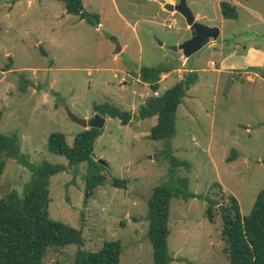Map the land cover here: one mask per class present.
<instances>
[{
  "label": "rangeland",
  "instance_id": "1",
  "mask_svg": "<svg viewBox=\"0 0 264 264\" xmlns=\"http://www.w3.org/2000/svg\"><path fill=\"white\" fill-rule=\"evenodd\" d=\"M184 1L197 22L220 30L189 57L171 50L191 37L185 18L156 0H82L98 24L66 13L58 0H0V132L20 138L18 156L6 159L0 176V197L15 190L23 198L34 167L63 165L48 180L49 216L80 229L88 250L118 240L119 264H153L146 200L167 179L165 141L146 134L156 118L136 117L153 94L138 76L141 66H171L158 92L183 78L186 71L177 69L197 73L177 107L170 141L173 155L190 164L178 169L190 192H211L221 203L231 194L246 216L264 188V0ZM221 1L235 5L237 18L222 16ZM169 22L175 26L167 28ZM103 102L132 118L123 125L108 117L100 127L92 153L105 162L106 180L84 204L86 164L68 166L48 150L47 138L61 132L71 145L87 128L77 120L94 118L93 104ZM112 177L126 179V187L112 186ZM206 205L198 196L170 200L168 264H229L219 213L209 222ZM76 249H50L43 264H73Z\"/></svg>",
  "mask_w": 264,
  "mask_h": 264
},
{
  "label": "trees",
  "instance_id": "2",
  "mask_svg": "<svg viewBox=\"0 0 264 264\" xmlns=\"http://www.w3.org/2000/svg\"><path fill=\"white\" fill-rule=\"evenodd\" d=\"M58 1L63 3L66 13L77 15L91 24H98V16L86 11L82 0ZM219 5L224 18H237L235 5L226 1H221ZM41 52L46 55L43 50ZM170 69L171 66L166 63L141 66L138 76L148 83L153 93L159 90L160 75ZM196 80L197 73L193 70L187 71L183 78L159 91L157 96H147L137 109L138 119L156 118V123L149 129L148 137L165 141L163 153L168 160L167 179L155 186L146 200L147 236L151 244L153 264L169 262L167 237L170 200H187L197 196L203 198L207 204L204 214L209 222L214 221L215 211L219 213L220 238L229 264H264V188L257 193L250 212L241 216L238 201L233 195H227V202L221 203L211 192L205 196L192 193L188 189V178L178 174L181 166L189 170L190 164L173 155L170 141L175 135L177 107ZM92 108L103 117L118 118L123 125L128 124L132 118L130 111L108 102L94 103ZM100 133V128H85L75 135L71 145L61 132H53L47 138L48 150L64 156L68 166L86 164L84 204L106 180L102 173L104 165L92 157L94 141ZM19 144L20 138L16 133L0 132V176L6 159L18 156ZM234 156L235 154L230 159ZM64 169L63 165L44 162L33 168L31 186L23 198L15 190L0 197V264H43L48 250L69 244L77 247L73 264H119L121 244L118 240L104 241L100 248L88 250L83 247L84 239L80 229L49 216L48 180ZM126 183V179L111 178V185L114 187L124 188Z\"/></svg>",
  "mask_w": 264,
  "mask_h": 264
},
{
  "label": "water",
  "instance_id": "3",
  "mask_svg": "<svg viewBox=\"0 0 264 264\" xmlns=\"http://www.w3.org/2000/svg\"><path fill=\"white\" fill-rule=\"evenodd\" d=\"M159 4L163 5L166 9L170 11H177L179 12L186 20L190 30H191V37L183 41L181 44L177 46H172L171 50L177 51L180 49L184 57H189L198 50H200L205 44L209 43L210 41H215L220 33L219 28L215 26H207L197 22L192 14V12L187 8L185 1L181 0L177 4H173L168 0H156ZM120 50L118 46L116 52ZM82 126L84 127H95L100 128L104 121L105 117L101 116L100 114L96 113L95 117L86 120V119H78L77 120ZM92 157H95L94 153H92ZM99 163H105L101 159H97Z\"/></svg>",
  "mask_w": 264,
  "mask_h": 264
},
{
  "label": "crops",
  "instance_id": "4",
  "mask_svg": "<svg viewBox=\"0 0 264 264\" xmlns=\"http://www.w3.org/2000/svg\"><path fill=\"white\" fill-rule=\"evenodd\" d=\"M31 0H28V3L30 2ZM169 2H171V3H173V4H177V3H179L181 0H168ZM160 9L161 10H164V7H163V5H161L160 4ZM198 16H199V14L198 13H196L195 15H194V18L195 19H197L198 18ZM186 29H188L189 28V26H188V24L186 23ZM220 34V33H219ZM215 41H212V43H214ZM122 50V47H120V51ZM223 61H225V59H222ZM177 70H180V72H183L184 70L187 72V71H191V70H194L193 68H185V69H177ZM182 70V71H181ZM196 70V69H195ZM216 71H220V69H215ZM168 74H169V71L168 72H165V73H162L161 75H160V78H159V80H158V82L160 83L161 81H163L164 79H165V77L166 76H168ZM179 75V74H178ZM182 76H183V74H182ZM178 77H180V76H178ZM179 80H180V78H179ZM123 83H125V81H123ZM148 84V83H147ZM168 88V87H167ZM166 89V88H165ZM148 96V95H147ZM147 96H145V98L147 97ZM145 98L143 99V101L145 100ZM142 101V102H143ZM141 102V103H142ZM94 111V110H93ZM95 112V111H94ZM106 119H108V116L107 117H105V121H106ZM148 133H149V131H148ZM148 133H146V134H148Z\"/></svg>",
  "mask_w": 264,
  "mask_h": 264
},
{
  "label": "built area",
  "instance_id": "5",
  "mask_svg": "<svg viewBox=\"0 0 264 264\" xmlns=\"http://www.w3.org/2000/svg\"><path fill=\"white\" fill-rule=\"evenodd\" d=\"M175 26V22H169L167 23V28H173ZM211 64H213V62H211ZM178 72H180V70H177ZM153 95L154 96H157L158 95V91H154L153 92Z\"/></svg>",
  "mask_w": 264,
  "mask_h": 264
}]
</instances>
